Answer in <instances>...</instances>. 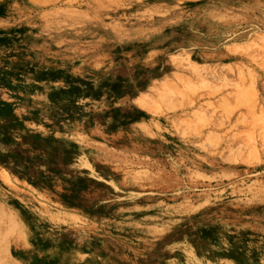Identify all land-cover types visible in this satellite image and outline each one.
<instances>
[{
    "label": "rangeland",
    "instance_id": "374dc122",
    "mask_svg": "<svg viewBox=\"0 0 264 264\" xmlns=\"http://www.w3.org/2000/svg\"><path fill=\"white\" fill-rule=\"evenodd\" d=\"M0 264H264V0H0Z\"/></svg>",
    "mask_w": 264,
    "mask_h": 264
}]
</instances>
